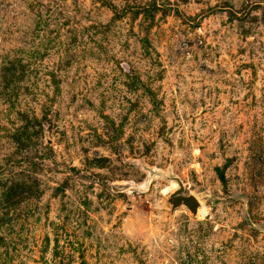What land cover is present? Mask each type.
<instances>
[{"label": "rangeland", "instance_id": "obj_1", "mask_svg": "<svg viewBox=\"0 0 264 264\" xmlns=\"http://www.w3.org/2000/svg\"><path fill=\"white\" fill-rule=\"evenodd\" d=\"M0 264H264V0H0Z\"/></svg>", "mask_w": 264, "mask_h": 264}, {"label": "water", "instance_id": "obj_2", "mask_svg": "<svg viewBox=\"0 0 264 264\" xmlns=\"http://www.w3.org/2000/svg\"><path fill=\"white\" fill-rule=\"evenodd\" d=\"M178 188L169 194L167 201L170 203L171 208L180 204L184 205L193 215L196 214L199 204L192 195H182L183 186L178 179H175Z\"/></svg>", "mask_w": 264, "mask_h": 264}]
</instances>
